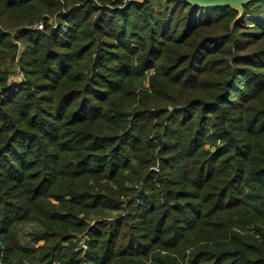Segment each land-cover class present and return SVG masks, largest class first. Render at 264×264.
I'll list each match as a JSON object with an SVG mask.
<instances>
[{"label": "trees", "instance_id": "trees-1", "mask_svg": "<svg viewBox=\"0 0 264 264\" xmlns=\"http://www.w3.org/2000/svg\"><path fill=\"white\" fill-rule=\"evenodd\" d=\"M242 8L0 0L1 264H264V0Z\"/></svg>", "mask_w": 264, "mask_h": 264}, {"label": "rangeland", "instance_id": "rangeland-1", "mask_svg": "<svg viewBox=\"0 0 264 264\" xmlns=\"http://www.w3.org/2000/svg\"><path fill=\"white\" fill-rule=\"evenodd\" d=\"M121 2H123V0ZM120 5H123V4L120 3ZM36 29H38V30L42 29V24H41L40 28H36ZM15 42L17 45L16 51H15L16 55L14 56L13 62L8 63L9 69H8V79H7V84H6L8 89H10L14 83L21 81L22 76H23L22 73L20 72L19 68H18V64L16 63V59H17L18 55L21 53V51L24 49V44L22 42H19V41H15ZM150 71H151V69L148 72H150ZM150 169H152L153 171H158V164L155 163L154 165L150 166ZM131 198L132 197H130V198L125 197L123 199V203H124V205H127L129 202L133 201L131 203V204H133L131 209H133L134 206L140 202V200H139V197L138 198L134 197L132 200H131ZM126 210H127V208L125 210H119V211H116V210L109 211L108 210V211H106V213L104 215H106L107 218H114L117 214H123L124 212H126ZM89 223L91 224L92 222L90 221ZM28 231H29V226L27 224L23 225V227H22V229L18 235L19 241L23 244H26V245L32 244V241L28 235ZM78 236H80V234L77 235V237ZM87 251H88V249L86 250V252Z\"/></svg>", "mask_w": 264, "mask_h": 264}, {"label": "water", "instance_id": "water-1", "mask_svg": "<svg viewBox=\"0 0 264 264\" xmlns=\"http://www.w3.org/2000/svg\"><path fill=\"white\" fill-rule=\"evenodd\" d=\"M142 2L143 0H137ZM188 2L193 5L202 7H217V6H229L237 10L236 18L242 13V5L252 0H177Z\"/></svg>", "mask_w": 264, "mask_h": 264}, {"label": "built area", "instance_id": "built-area-1", "mask_svg": "<svg viewBox=\"0 0 264 264\" xmlns=\"http://www.w3.org/2000/svg\"><path fill=\"white\" fill-rule=\"evenodd\" d=\"M122 1V0H120ZM127 0H123V2H125ZM29 27V26H28ZM41 27V23H35L34 25H30L29 28H40ZM73 250L78 251L80 253H84L87 250V243L85 240V236L84 235H80L78 236L75 240H74V244H73ZM2 255V250H0V257ZM1 264V263H0Z\"/></svg>", "mask_w": 264, "mask_h": 264}]
</instances>
